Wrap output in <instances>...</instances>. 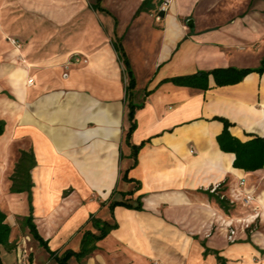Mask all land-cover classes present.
I'll return each instance as SVG.
<instances>
[{
  "label": "crops",
  "instance_id": "1",
  "mask_svg": "<svg viewBox=\"0 0 264 264\" xmlns=\"http://www.w3.org/2000/svg\"><path fill=\"white\" fill-rule=\"evenodd\" d=\"M147 1L0 0V210L12 229L0 264H18L24 244L28 264H59L31 215L58 257L98 233L92 216L117 226L68 264H264V159L237 168L219 144L226 124L241 143L264 140V0H153L140 12ZM227 68L253 71L220 87L210 77L206 91L173 82ZM23 152L36 161L31 202L11 191Z\"/></svg>",
  "mask_w": 264,
  "mask_h": 264
},
{
  "label": "trees",
  "instance_id": "2",
  "mask_svg": "<svg viewBox=\"0 0 264 264\" xmlns=\"http://www.w3.org/2000/svg\"><path fill=\"white\" fill-rule=\"evenodd\" d=\"M153 0H148L143 4L140 9V12L146 9V6ZM164 0H160V3H163ZM163 16L164 14L161 13ZM115 50L117 51L119 60L124 65V70L128 79L127 85V95L130 98L135 89V77L132 71L130 62L126 55V52L121 45L120 42L114 44ZM253 70H238L235 68H227V69H216L212 72H199L193 76H187L183 78L174 79L173 82L176 85L183 87H191L200 90H208L211 88L210 77H213L214 83L216 86H227L234 85L242 81V79ZM137 106L131 104L130 110V120H131V128L127 134V140L130 141L131 135L135 130L136 124L134 121V113ZM6 124L4 121L0 120V136L5 133ZM219 144L221 148L226 152H233L236 154L237 158L235 161V167L247 170H257L263 167V159H264V140L260 138L253 139L246 143H241L235 138L231 137L228 124H226L225 130L222 135L219 137ZM143 146V145H142ZM133 147V153H136L142 148ZM36 161L34 156L23 152L19 162L16 165L15 172L11 177L12 187L11 191L13 193H28L30 202L32 201V176L31 170L35 167ZM141 199H139V203ZM222 203V202H221ZM118 205H126L128 207H132V205L127 204L125 201H113L110 206L114 208ZM137 209H141V205L137 206ZM32 211V209H31ZM90 222L92 226L98 231V233H93L91 231H86L83 237L82 246L79 252L67 251L61 257H58L57 252H52L47 245V242L39 235L37 227L33 221V216L25 219V224L30 230V234L33 236L35 240L40 242L42 246H44L51 256L55 257L59 264H68L72 257H76L77 259H85L92 255V253L96 249V244L100 240L104 239L111 230L115 229L116 225H111L108 222H103L94 216L91 217ZM11 226L7 223V215L0 210V247H8L11 236ZM0 261H1V250H0Z\"/></svg>",
  "mask_w": 264,
  "mask_h": 264
},
{
  "label": "built area",
  "instance_id": "3",
  "mask_svg": "<svg viewBox=\"0 0 264 264\" xmlns=\"http://www.w3.org/2000/svg\"><path fill=\"white\" fill-rule=\"evenodd\" d=\"M169 0H167L163 5H162V10H166L168 4H169ZM79 60H77L78 62ZM30 84L33 83V80H30L29 81ZM240 185L241 186H244V181L242 180L240 182ZM215 190H213L214 192ZM254 196L249 194V193H246L244 194V198H243V202L245 205L249 206L253 203L254 201ZM247 227H249V225L247 224ZM235 236H236V230L233 228L232 224L229 225V235H228V239L230 242H234L235 241ZM30 252H29V249H28V246L27 244H24L20 253H19V259H18V264H28V258H29V255Z\"/></svg>",
  "mask_w": 264,
  "mask_h": 264
},
{
  "label": "water",
  "instance_id": "4",
  "mask_svg": "<svg viewBox=\"0 0 264 264\" xmlns=\"http://www.w3.org/2000/svg\"><path fill=\"white\" fill-rule=\"evenodd\" d=\"M190 25H193L192 22L189 23Z\"/></svg>",
  "mask_w": 264,
  "mask_h": 264
}]
</instances>
